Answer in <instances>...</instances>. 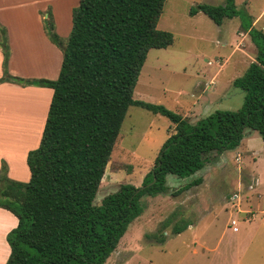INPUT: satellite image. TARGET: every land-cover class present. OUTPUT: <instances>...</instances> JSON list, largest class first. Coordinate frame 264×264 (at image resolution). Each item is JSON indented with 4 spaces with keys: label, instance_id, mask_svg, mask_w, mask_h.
<instances>
[{
    "label": "trees",
    "instance_id": "obj_1",
    "mask_svg": "<svg viewBox=\"0 0 264 264\" xmlns=\"http://www.w3.org/2000/svg\"><path fill=\"white\" fill-rule=\"evenodd\" d=\"M166 0H79L72 11V29L63 44L52 14L44 20L52 42L66 46L57 79H27L9 72L10 46L0 24L2 82L50 87L53 96L39 145L29 150L30 179L13 180L7 164L0 169V208L18 224L7 235L5 264H105L129 225L144 209L142 197L166 193L169 174L186 178L202 170L207 155L238 147L247 129L264 140V32L242 24L257 48L255 60L233 85L245 91L237 110L216 109L190 120L162 104L137 100L134 91L153 48H167L174 34L158 28ZM200 12L221 25L240 14L235 0L223 5L199 3ZM167 116L175 132L165 141L154 167L141 186L121 184L95 204L115 144L130 106ZM155 180V182H153ZM198 178L175 191L197 186ZM193 223L181 219L179 234ZM163 243L164 234L155 237Z\"/></svg>",
    "mask_w": 264,
    "mask_h": 264
},
{
    "label": "rangeland",
    "instance_id": "obj_2",
    "mask_svg": "<svg viewBox=\"0 0 264 264\" xmlns=\"http://www.w3.org/2000/svg\"><path fill=\"white\" fill-rule=\"evenodd\" d=\"M235 1L240 14L218 25L205 13L192 16L189 10L199 3L223 5L226 0H166L158 28L172 32L174 43L149 51L134 98L162 104L192 121L216 109H239L245 91L233 81L257 54L242 24H253L264 32V0ZM18 2L0 0V18L12 29L8 32L9 27L1 24L8 43V34L13 43L23 41L16 48V63L25 68V74L50 75L47 70L54 64V56L29 18L31 6L16 8ZM49 11H41L43 25ZM58 22L68 24L66 12L58 16ZM54 26L56 32L55 22ZM58 36L63 44L67 42L68 36ZM50 42L63 58L64 45ZM29 91L0 95L2 148L21 152L36 142L38 125L32 117L46 98L38 90ZM174 132L175 124L167 116L130 106L94 203L100 204L121 184L141 186ZM198 178L202 179L199 185L173 194ZM167 186L166 193L142 197V214L129 225L105 264H264V140L259 131L247 129L238 147L209 153L204 168L190 177L169 174ZM181 219H189L195 226L173 234V226ZM233 220L238 225L236 232ZM161 234L166 236L163 243L155 239ZM2 256L0 249V259Z\"/></svg>",
    "mask_w": 264,
    "mask_h": 264
},
{
    "label": "crops",
    "instance_id": "obj_3",
    "mask_svg": "<svg viewBox=\"0 0 264 264\" xmlns=\"http://www.w3.org/2000/svg\"><path fill=\"white\" fill-rule=\"evenodd\" d=\"M20 1L21 2L16 3L15 5L16 8L27 6V5L31 6V9H30L31 13H29V18L32 19L34 23L36 24V26L39 27L38 31L42 33V36L46 40V43L48 44L51 54L54 56L52 57L53 59L52 61H54V64L50 65L49 69L47 70V73H49L51 76L42 75V74L37 75L36 73L33 74L32 76L29 74H25L24 72L25 68L22 70V68L18 66V64L16 63V60H17L16 48L18 47V45H21L22 39H20V43H13L10 35L8 34L10 38L9 39L10 58H9V64H8L9 72L14 76H19V77L27 78V79H33V78L51 79V77H55V75H57L58 77L63 58L61 57L60 49L56 47L55 45H52L50 40L47 39L46 35L44 34L45 30L43 27L44 25L42 21L41 11L46 12V10L51 9V13L53 15L54 22L56 25V32L58 34L63 35V37H66V36L69 37V34L72 29V24H73L72 23V11H73V8L79 4V0H20ZM65 12H66V15H68V24L66 26L64 25L60 26L58 22V16L64 14ZM0 24L2 25L6 24L7 27H9L8 32L11 29L10 26H8V24L2 18H0ZM6 25L4 26L6 27ZM42 27H43V31L41 30ZM62 31H63V34H62ZM3 60H4V55L0 47V78L3 76ZM55 61H56V66H55ZM34 90H38L36 92H39L41 95H43L46 98V102L43 108L38 110V111H41L40 116L37 115L38 111H36L37 116L34 114L32 117V120H33L32 122H35L38 125L37 135H36L37 138H35L36 142L34 143L33 146H25L21 152H16L15 150H11V149H5L0 146V169L2 167L3 161H5L8 167V170H7L8 177L13 180L23 181V182L29 181L30 176H31L30 169L27 164V155H28L29 150L34 149L39 145V142L41 140V136H42L43 129L45 126L50 102L53 96V89L50 87H42V86H35V85H20V84L12 83V82L0 83V95L5 92H15V93L25 94V92L27 91L32 92ZM30 125H32V123ZM30 139L34 140V138L32 137L29 138V140ZM33 140H30V141H33ZM0 220L2 221V222L0 221V249L3 250V256L0 259V264H5L10 254V246L7 241V235L13 228L17 226L18 218L11 211L4 209V208H0ZM233 221H232V224H233ZM192 225H190L188 229H191L192 227L195 226V225L194 226ZM233 225L234 227L232 230L235 232L238 231V225L236 224V222ZM232 237L240 238L241 236L233 235Z\"/></svg>",
    "mask_w": 264,
    "mask_h": 264
},
{
    "label": "water",
    "instance_id": "obj_4",
    "mask_svg": "<svg viewBox=\"0 0 264 264\" xmlns=\"http://www.w3.org/2000/svg\"><path fill=\"white\" fill-rule=\"evenodd\" d=\"M67 49V47L66 46H62V50H66ZM155 180L156 179H154V181L153 182H155Z\"/></svg>",
    "mask_w": 264,
    "mask_h": 264
},
{
    "label": "built area",
    "instance_id": "obj_5",
    "mask_svg": "<svg viewBox=\"0 0 264 264\" xmlns=\"http://www.w3.org/2000/svg\"><path fill=\"white\" fill-rule=\"evenodd\" d=\"M233 224H235V221H233Z\"/></svg>",
    "mask_w": 264,
    "mask_h": 264
},
{
    "label": "bare ground",
    "instance_id": "obj_6",
    "mask_svg": "<svg viewBox=\"0 0 264 264\" xmlns=\"http://www.w3.org/2000/svg\"><path fill=\"white\" fill-rule=\"evenodd\" d=\"M12 113V112H11Z\"/></svg>",
    "mask_w": 264,
    "mask_h": 264
}]
</instances>
